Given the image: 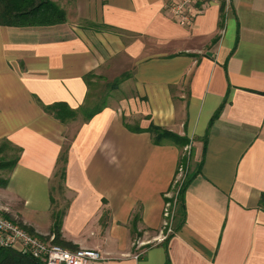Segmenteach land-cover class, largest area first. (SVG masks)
<instances>
[{"label":"crops","instance_id":"obj_1","mask_svg":"<svg viewBox=\"0 0 264 264\" xmlns=\"http://www.w3.org/2000/svg\"><path fill=\"white\" fill-rule=\"evenodd\" d=\"M54 1L64 24L0 25V212L47 240L60 215V246L95 264H264V0L203 5L190 27L172 0ZM104 79L122 80L87 118Z\"/></svg>","mask_w":264,"mask_h":264},{"label":"trees","instance_id":"obj_2","mask_svg":"<svg viewBox=\"0 0 264 264\" xmlns=\"http://www.w3.org/2000/svg\"><path fill=\"white\" fill-rule=\"evenodd\" d=\"M66 22V12L54 0H0V25L8 28H32V27H52L61 25ZM122 79L114 82L117 86ZM104 107V103H99L93 108L87 110L82 109L83 116L90 118L99 113ZM45 111L59 120H64V116L74 117L75 112L65 107L63 104H55L50 107H45ZM139 132V129H135ZM147 131L152 135L155 144L162 142L172 143L179 148H183L188 144L185 137H179L173 133L165 131L159 127L151 125ZM184 165L186 159L183 160ZM62 166L57 173V178L62 180L64 178V162L61 158ZM190 176H186L185 181L176 188L174 193L176 198L171 199L170 202H175V221L180 216V209L182 205V195L186 189ZM174 194V195H175ZM258 207L264 211V191L261 193ZM182 217V216H181ZM60 215L54 216L53 227V243L61 245L60 241ZM175 229V226H174ZM29 233H32L28 230ZM0 264H44L43 262L34 259L28 254H22L19 250L14 248L0 247Z\"/></svg>","mask_w":264,"mask_h":264},{"label":"built area","instance_id":"obj_3","mask_svg":"<svg viewBox=\"0 0 264 264\" xmlns=\"http://www.w3.org/2000/svg\"><path fill=\"white\" fill-rule=\"evenodd\" d=\"M229 4L230 0H172L165 5L164 10L179 26L190 27L199 8L203 5H216L225 9ZM173 203H171L172 206L168 203V208L165 210V217L170 221L175 211ZM16 245L20 248H15ZM0 247L14 248L44 264H95L102 259L101 255L94 250H68L60 245L52 244L50 241H45L6 218L1 212Z\"/></svg>","mask_w":264,"mask_h":264},{"label":"rangeland","instance_id":"obj_4","mask_svg":"<svg viewBox=\"0 0 264 264\" xmlns=\"http://www.w3.org/2000/svg\"><path fill=\"white\" fill-rule=\"evenodd\" d=\"M106 79L102 80V81H96L93 82V85L90 87L89 89V96L87 97V100L85 101V105L83 107V110L87 109H91L93 108L95 105H98L99 103H105L107 100V92H109V86H111V83L116 82L117 80H115L114 82L112 81H106ZM104 81V82H103ZM108 82V83H107ZM117 92H114L112 95H116ZM110 100L108 99L107 102H109ZM188 155H184L183 159H187ZM176 194L174 195V199L176 198ZM174 205V203H173ZM172 212V210H171ZM45 241H50L52 244L53 243V237H51L49 240L42 238ZM58 245V244H57ZM15 248L19 249L20 247L18 245L15 246Z\"/></svg>","mask_w":264,"mask_h":264}]
</instances>
